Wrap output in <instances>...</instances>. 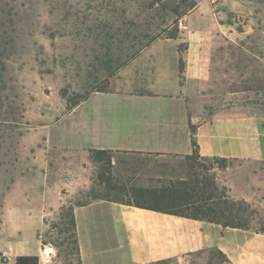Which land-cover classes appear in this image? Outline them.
<instances>
[{"label": "crops", "instance_id": "obj_1", "mask_svg": "<svg viewBox=\"0 0 264 264\" xmlns=\"http://www.w3.org/2000/svg\"><path fill=\"white\" fill-rule=\"evenodd\" d=\"M212 20V8L197 1L180 17L179 27L187 29L185 47L178 37L154 39L117 70L106 90L90 91L67 111L73 138L68 146L58 145L67 151L68 176L57 173L49 181L42 165L28 167L18 181L19 207L5 215V225L9 221L21 229L39 223L41 228L75 194L89 189L96 167L90 149L111 151L114 177L133 158L142 164L162 160L155 176L166 182L185 178L186 156L193 151L191 126L201 158L233 162L214 169L217 184L264 224V109L210 112L219 95L213 85L233 80L235 73L231 47L213 43L221 34ZM74 217L80 264H150L207 248L221 250L228 264H264V233L251 228L222 227L105 199L74 205ZM22 249L13 248L10 264L17 255L32 254L39 264L54 262L40 243L38 251Z\"/></svg>", "mask_w": 264, "mask_h": 264}, {"label": "rangeland", "instance_id": "obj_2", "mask_svg": "<svg viewBox=\"0 0 264 264\" xmlns=\"http://www.w3.org/2000/svg\"><path fill=\"white\" fill-rule=\"evenodd\" d=\"M197 1L212 8L221 34L213 43L229 45L235 63L234 79L213 85L219 95L210 112L264 109V0H0V264H10L14 247L38 251V237L46 242L43 252L51 253L52 264H76L66 224L61 232L53 226L59 214L41 228L39 223L21 229L9 221L5 225V215L20 204V175L42 165L49 181L57 173L68 176L67 151L59 145L68 146L73 138L64 115L69 102L95 87L107 89L117 70L156 38L175 36L185 47L187 29L179 27L180 17ZM191 164L195 173L215 177L216 163L197 159ZM160 167L162 160L128 159L114 177L122 191L111 195L125 203L146 202L133 189L166 185L155 176ZM97 173L96 164L91 186L75 194L71 204L90 200L91 189L102 191ZM247 217L251 229L261 228L254 211ZM220 263L207 248L163 264Z\"/></svg>", "mask_w": 264, "mask_h": 264}, {"label": "trees", "instance_id": "obj_3", "mask_svg": "<svg viewBox=\"0 0 264 264\" xmlns=\"http://www.w3.org/2000/svg\"><path fill=\"white\" fill-rule=\"evenodd\" d=\"M162 0H151L152 4H159ZM194 2L190 6H194ZM173 38L175 36H172ZM183 70L182 58L179 60V71ZM250 89V87H247ZM94 91H104L106 88L95 87ZM91 90V91H92ZM90 91L79 95L77 99H73L67 105V111L78 105L81 101L85 100ZM195 127L191 126V145L192 154L187 155V175L183 179L167 180L166 185L160 187L148 188H134L135 193L146 202L139 200L132 203H125L118 197H113L111 192H120L122 187L118 185L112 174V155L110 150L106 149H90V156L92 161L98 165L97 180L102 187V191L95 192L91 189L89 193L90 199H105L109 201H116L126 205H134L136 207L160 211L167 214L178 215L187 218L204 220L211 223H216L222 227L250 229L248 214L253 210L243 201H235L228 197L226 190L219 187L214 176L201 175L192 171L191 163L197 159L211 161L217 164L219 169H224L228 166L229 160L225 157L214 156L211 158H201L198 154V145L194 138ZM89 201V200H88ZM88 201L77 204H68L62 206L59 211L58 221L53 223L54 227L58 228L61 232L66 224L65 230L69 232V239L73 244L76 264H80V251L76 235V223L74 217V205H84ZM256 232L264 233V224L261 222V228ZM41 248L44 249L46 242L38 237ZM54 248L58 245L51 243ZM215 251L222 263L228 264L227 256L218 248H212ZM51 254V253H49ZM69 255V254H68ZM59 256V253H57ZM70 256V255H69ZM172 258H167L152 262L150 264H163L171 261ZM14 264H39L38 255H17Z\"/></svg>", "mask_w": 264, "mask_h": 264}, {"label": "built area", "instance_id": "obj_4", "mask_svg": "<svg viewBox=\"0 0 264 264\" xmlns=\"http://www.w3.org/2000/svg\"><path fill=\"white\" fill-rule=\"evenodd\" d=\"M216 0H211V2L215 3Z\"/></svg>", "mask_w": 264, "mask_h": 264}]
</instances>
